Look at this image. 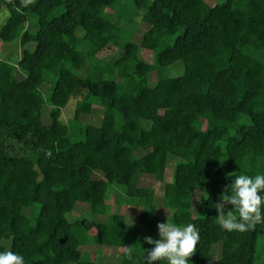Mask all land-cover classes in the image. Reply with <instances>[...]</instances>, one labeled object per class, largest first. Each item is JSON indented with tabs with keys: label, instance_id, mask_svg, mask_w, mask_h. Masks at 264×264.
<instances>
[{
	"label": "trees",
	"instance_id": "obj_1",
	"mask_svg": "<svg viewBox=\"0 0 264 264\" xmlns=\"http://www.w3.org/2000/svg\"><path fill=\"white\" fill-rule=\"evenodd\" d=\"M119 3L0 0L8 11L0 38L21 45L15 63L0 58V251L22 254L25 264H145L143 248L152 246L144 236L157 239V223L171 220L199 229L191 264H256L264 223L225 230L214 203L233 176L264 173V0H131L126 12ZM140 21L146 28L135 43ZM108 48L115 59L100 56ZM140 48L152 51L151 62ZM175 63L180 73L169 75ZM94 104L98 125L81 120ZM170 155L178 159L163 187L165 218L154 189L138 180H162ZM113 183L124 204L141 207L136 222L108 212ZM80 203L90 217L75 215ZM106 245L117 256L103 260Z\"/></svg>",
	"mask_w": 264,
	"mask_h": 264
},
{
	"label": "clouds",
	"instance_id": "obj_2",
	"mask_svg": "<svg viewBox=\"0 0 264 264\" xmlns=\"http://www.w3.org/2000/svg\"><path fill=\"white\" fill-rule=\"evenodd\" d=\"M27 3V0H25ZM214 203L218 213V223L228 231H248L259 223H264V173L254 176L247 173L233 176ZM229 205L235 212L227 210ZM230 207V208H231ZM158 238L144 236V241L151 248H143L145 264H154L166 260L167 264H191L189 257L194 252L200 239L199 229L195 224L183 226L171 220L158 222ZM133 250L126 249L129 259ZM0 264H25L22 254L12 250L0 251Z\"/></svg>",
	"mask_w": 264,
	"mask_h": 264
},
{
	"label": "rangeland",
	"instance_id": "obj_3",
	"mask_svg": "<svg viewBox=\"0 0 264 264\" xmlns=\"http://www.w3.org/2000/svg\"><path fill=\"white\" fill-rule=\"evenodd\" d=\"M131 0H120V7L122 10L129 11L131 10V5H130ZM208 4L213 5L219 0H205ZM110 11V9H106L105 13L107 14ZM8 16V11L4 7H0V26L3 24L5 19ZM137 23L133 22L130 26L134 30L136 27ZM146 28V23L144 21H140L138 23V28L137 31L136 29L134 30V34L132 36V40L135 43H139L142 37V32ZM140 51V57L147 61L151 62L153 60V53L151 50L148 49H139ZM21 54V45L19 42V39H14L11 41H6L0 38V58L5 59L11 63H15L17 59L19 58ZM100 56H103L106 59L113 60L118 56V51L108 48L105 49L100 53ZM181 70L180 63H175L171 66L168 67V74L169 75H175L179 74ZM149 80L150 83H153L156 80V74L154 71L149 73ZM42 94L46 100V103L44 104L43 107V115H42V120L45 122L48 118L49 115V110H50V105L48 104V97H49V90L47 91V85H42L41 86ZM76 99L74 97H71L68 103L66 104L65 107L62 109L61 113V118L64 121H67L69 117L72 116L73 111H74V106H75ZM101 109L98 108L97 104H94V107L92 110L87 113L83 114L81 120L98 125L101 121ZM144 153V150H137L136 154L141 155ZM176 158L173 155H170L168 157L166 167H165V173H164V178L162 180H157L153 174H148V173H143L140 175L139 180H138V185L139 186H146V187H151L154 189V203L157 206L158 213L162 215L163 217H167L170 213L171 210L168 207H165L162 204L163 200V187L166 181L171 180L172 178V173H173V168L176 163ZM94 176L96 178H101V174L99 172L95 173ZM202 198V191L201 190H195L194 195H193V200H192V206H191V211L193 214L197 215L199 213V202L200 199ZM105 201L108 206V212H118V213H123L125 215V220L128 223H134L138 219V211L141 207H137L134 205H126L124 204V190L117 184L113 183L109 186V189L106 193ZM85 215L86 217H90L91 213L89 211V205L80 203L77 204L75 207V215ZM101 218V217H100ZM3 244L8 248L9 247V241L3 240ZM83 249H91L93 250V247L89 246H82ZM119 253V248L116 246H101L99 250V255L103 260H108L111 257L117 256ZM219 253V245H214L212 248V256L216 257L218 256ZM264 262V236H259L256 244V264H263Z\"/></svg>",
	"mask_w": 264,
	"mask_h": 264
}]
</instances>
